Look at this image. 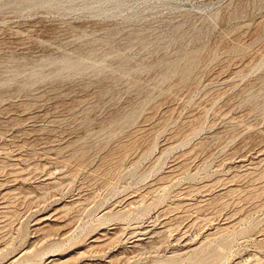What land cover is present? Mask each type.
I'll return each instance as SVG.
<instances>
[{
	"label": "rangeland",
	"instance_id": "rangeland-1",
	"mask_svg": "<svg viewBox=\"0 0 264 264\" xmlns=\"http://www.w3.org/2000/svg\"><path fill=\"white\" fill-rule=\"evenodd\" d=\"M0 264H264V0H0Z\"/></svg>",
	"mask_w": 264,
	"mask_h": 264
},
{
	"label": "bare ground",
	"instance_id": "bare-ground-1",
	"mask_svg": "<svg viewBox=\"0 0 264 264\" xmlns=\"http://www.w3.org/2000/svg\"><path fill=\"white\" fill-rule=\"evenodd\" d=\"M24 253H25V251H24ZM55 258V257H54Z\"/></svg>",
	"mask_w": 264,
	"mask_h": 264
}]
</instances>
